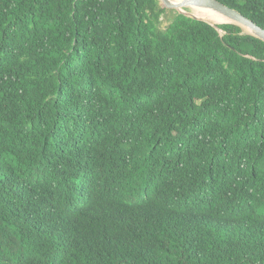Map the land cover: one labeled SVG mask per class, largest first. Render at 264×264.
Returning a JSON list of instances; mask_svg holds the SVG:
<instances>
[{
	"label": "trees",
	"instance_id": "16d2710c",
	"mask_svg": "<svg viewBox=\"0 0 264 264\" xmlns=\"http://www.w3.org/2000/svg\"><path fill=\"white\" fill-rule=\"evenodd\" d=\"M166 11L0 0V264H264V41Z\"/></svg>",
	"mask_w": 264,
	"mask_h": 264
},
{
	"label": "water",
	"instance_id": "95a60500",
	"mask_svg": "<svg viewBox=\"0 0 264 264\" xmlns=\"http://www.w3.org/2000/svg\"><path fill=\"white\" fill-rule=\"evenodd\" d=\"M159 2L162 6L166 8H174L177 9L178 12L181 14H184L192 18L204 20L212 24L217 28V30L222 32L223 29L220 26L204 18L198 17L193 11L186 9L188 6H206L213 8L223 13L224 15L228 16L229 18H231L232 19L231 23H235L237 25H240L241 27L246 28L247 30H249V33L264 41V28L262 26H260L258 23H256L254 20H252L245 14H243L241 11L224 4L219 0H182V1L159 0Z\"/></svg>",
	"mask_w": 264,
	"mask_h": 264
},
{
	"label": "bare ground",
	"instance_id": "6f19581e",
	"mask_svg": "<svg viewBox=\"0 0 264 264\" xmlns=\"http://www.w3.org/2000/svg\"><path fill=\"white\" fill-rule=\"evenodd\" d=\"M172 1H182V0H172ZM188 9H192L193 12L201 18H204L216 25L226 22V21H231L232 19L229 18L228 16L224 15L223 13L210 8L206 6H188ZM228 23V22H227Z\"/></svg>",
	"mask_w": 264,
	"mask_h": 264
},
{
	"label": "rangeland",
	"instance_id": "374dc122",
	"mask_svg": "<svg viewBox=\"0 0 264 264\" xmlns=\"http://www.w3.org/2000/svg\"><path fill=\"white\" fill-rule=\"evenodd\" d=\"M188 10V8H186ZM190 11H193L192 9H189ZM178 13L177 9L174 8H167V11L165 14L162 15L161 17V27L162 28H166L169 23L171 22L172 18L174 17L175 14ZM227 22H231V21H226V22H222V23H227ZM221 24V23H220ZM243 32L244 33H249V30H247L246 28L242 27ZM222 34H224V32L222 31Z\"/></svg>",
	"mask_w": 264,
	"mask_h": 264
},
{
	"label": "clouds",
	"instance_id": "9594fccd",
	"mask_svg": "<svg viewBox=\"0 0 264 264\" xmlns=\"http://www.w3.org/2000/svg\"><path fill=\"white\" fill-rule=\"evenodd\" d=\"M179 13V12H178ZM228 23H231V22H228ZM235 24V23H234ZM219 26V25H218ZM224 32V31H223ZM222 33V32H221ZM249 34H251V33H249Z\"/></svg>",
	"mask_w": 264,
	"mask_h": 264
}]
</instances>
